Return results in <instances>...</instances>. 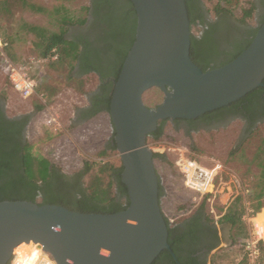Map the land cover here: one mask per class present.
<instances>
[{"label":"water","instance_id":"obj_1","mask_svg":"<svg viewBox=\"0 0 264 264\" xmlns=\"http://www.w3.org/2000/svg\"><path fill=\"white\" fill-rule=\"evenodd\" d=\"M135 40L114 83L109 115L129 205L87 213L28 200L0 201V264L34 242L57 264H153L165 250L177 259L161 207L160 176L148 137L162 120L196 119L264 86V24L230 62L203 71L191 57L186 0H131ZM164 97L148 107L144 95Z\"/></svg>","mask_w":264,"mask_h":264},{"label":"rangeland","instance_id":"obj_2","mask_svg":"<svg viewBox=\"0 0 264 264\" xmlns=\"http://www.w3.org/2000/svg\"><path fill=\"white\" fill-rule=\"evenodd\" d=\"M2 1L5 4L0 11V38L9 45L5 50V57L0 56V98L5 100L9 115L25 111L33 113L27 138L33 152L51 160L68 175L76 173L82 168L84 160H97L98 153L114 135L109 113L102 112L87 122H74L76 109L87 105L88 93L96 91L99 79L94 73L80 74L75 63L64 56L42 66L39 70L42 83L37 95L22 98L7 77L9 65L41 57L35 45L36 37L44 31L59 30L60 17L50 18L49 13L33 12L20 0ZM27 1L49 8L56 3V0ZM201 1L207 6L216 3V0ZM252 1L256 3L257 0ZM90 2L91 0H70L66 3L71 15L78 19L87 16ZM225 14L236 19L234 13ZM258 18L259 13L255 10L251 21L246 25L257 27ZM70 29L67 36L72 39L74 35ZM201 29V26H193L192 33L198 35ZM163 97L161 90L152 88L144 95V102L148 107H153L161 103ZM40 105L42 108L37 109ZM183 128L182 125L176 128L169 120L164 124V131L159 139L148 138L153 151L162 155L155 158V165L162 186L161 200L170 226L174 227L203 205L202 211L209 221L217 223L220 228L224 224L227 228V239L215 252L214 262L227 264L229 259H243L245 264L243 241L249 226L246 223V231L237 234L235 227L223 217L238 195H244L243 202L246 207H251L248 199L257 188H264V177L261 176L263 164L261 165L260 159L253 158L259 145L264 148V121L250 133H243V122L238 119L224 126L190 130L188 133ZM107 150L105 160L120 166L118 152L109 147ZM182 156L191 157L203 166L217 169L213 192L200 194L186 186L177 165ZM116 189L115 186V192ZM37 201H42L41 197L38 196ZM117 201L125 203L126 198L122 197ZM259 218H264V210ZM231 253H237L236 258H232Z\"/></svg>","mask_w":264,"mask_h":264},{"label":"trees","instance_id":"obj_3","mask_svg":"<svg viewBox=\"0 0 264 264\" xmlns=\"http://www.w3.org/2000/svg\"><path fill=\"white\" fill-rule=\"evenodd\" d=\"M25 6L29 7L33 12L49 13L48 17H60L59 23L61 24L60 29L56 31H44L36 37L35 45L38 47L41 56L49 55L53 49H56L61 57H68L73 61L75 66H77L80 74L95 73L100 74L99 79L104 80L107 75L102 73V71L95 65L91 64L87 57V48L89 43L83 39H76L75 37L69 39L67 32L71 26L84 25L88 19V14L90 10H93V14L97 16L98 21L107 23L108 36L112 35L116 38L118 36L117 32H121L124 36V43L120 48L118 53V58L113 69L114 81L111 82V87L106 90L107 92L101 96L97 92H89L90 104L84 107H78L75 111V123L87 122L96 117L102 112L109 113L110 100L113 92L114 83L117 80L119 73L121 71L124 59L131 48L135 40V32L137 25V15L131 0H122V5L117 6L116 0H102L105 1L108 7L105 9L107 17L103 19V13L99 4H90L87 8V16L83 18H75L70 13V8L67 5V1L70 0H56V3L51 7H46L44 5H36L33 1L20 0ZM194 0H186L189 18L191 21V29L193 26L203 27L207 24L206 16L208 14H213L218 16L221 13H234L235 18L242 24H248L257 9V5L252 0H216L212 6L203 5V9H196L193 4ZM4 4L0 0V11L4 9ZM102 6V5H101ZM115 6V7H113ZM104 9V8H102ZM235 9V10H234ZM114 15L115 21L108 19L109 16ZM116 14V15H115ZM107 19V21H106ZM264 24V17L261 23L254 28L252 31V37L243 45L239 46L233 53L231 58L226 62L220 64L222 66L234 58H236L245 48L249 46L252 39L255 37L258 29ZM199 40L197 35L192 33V43H191V57L193 61L203 70L207 71L210 67V59H199L194 57V46ZM160 90L159 88H157ZM150 89L149 91H151ZM264 92V86L258 87L253 91L249 92L247 95L239 99L238 101L231 103L223 108L205 113L204 115L196 119H175L171 122L175 127L181 126L182 123L186 122L190 125L188 130H183L188 133L191 127H196L195 123L198 120L209 121L218 112L227 109L235 108L239 112V106L246 101L251 95ZM94 93V94H93ZM159 104V103H158ZM158 104L154 105L156 107ZM151 107V108H153ZM42 106H37V109H41ZM242 113V112H240ZM242 116H246L243 114ZM169 120H162L159 122L156 131L151 133L148 138L159 139L164 131V124ZM73 126V124H72ZM110 149H115V146L109 147ZM108 153L107 148H103L98 153V159H86L83 161L82 168L76 172L81 181L78 182L69 181L68 175L63 173L60 166L47 159L41 154L32 151V145L29 143L22 150V155L20 157V166L24 174L20 178V182H24L23 187L16 182H10L2 187H0V201L2 200H28L39 204H57L67 207L71 210L87 212V213H115L120 210L125 209L129 205V199L127 194V187L122 182L121 174L123 170L122 164L120 166L113 165L110 161L105 160ZM162 156L161 154L154 152V157L157 158ZM254 159H260L261 165L264 167V148L259 145L254 153ZM190 159H193L190 157ZM195 160V159H193ZM197 161V160H196ZM2 167H0V175L2 173ZM261 176L264 177V168L261 171ZM86 178V180H85ZM116 186V192H115ZM162 194V186L160 182V195ZM41 197L42 201L38 202L37 197ZM126 198V205L120 203L118 197ZM244 195H238L234 203H232L226 210L224 214V220L230 222L233 227H235L237 234L246 231V222L243 220V215L246 212V205L244 201ZM250 206L255 212H260L262 207H264V188L260 187L254 191L253 196L248 199ZM202 208V209H201ZM203 205L197 209L198 218L204 215ZM205 216V215H204ZM258 218V216H257ZM167 223L170 225L168 218L166 217ZM208 220V219H207ZM173 229L170 226V239L169 243L174 252H177V243L179 242L178 237L172 238ZM161 256H167L171 260L173 258L168 250L162 252Z\"/></svg>","mask_w":264,"mask_h":264},{"label":"flooded vegetation","instance_id":"obj_4","mask_svg":"<svg viewBox=\"0 0 264 264\" xmlns=\"http://www.w3.org/2000/svg\"><path fill=\"white\" fill-rule=\"evenodd\" d=\"M104 2L102 0H91L90 2L91 5H94V3L99 4L103 19L107 17L105 9L108 7ZM122 2V0H116L115 5L120 6ZM193 4L196 9H203L200 0H194ZM256 5V10L259 13V25L264 17V0H257ZM108 19L115 21V16L110 14ZM206 21L207 24L202 27L197 35L199 42L194 46V57L210 59V67L219 66L229 60L236 49L252 37V31L256 28L242 24L225 13H221L215 18L207 15ZM107 23L103 24V22L98 21L97 16L93 14L91 9L84 25L72 26L70 29L76 39H83L89 43L87 48L88 60L107 75L104 80H100V74L94 73L99 79V86L95 92L98 91L101 96L107 92L108 87H111V82L114 81L113 69L120 48L124 43V38L127 37V34L124 36L118 31L116 38H110L113 36L107 34ZM88 104H90V95L88 96ZM6 107L5 100L0 98V167L3 168L0 175V187L10 182H16L23 187L27 181L20 182V178L24 174L20 166V157L22 150L29 144L27 139L28 129L33 113L25 111L16 115H9ZM243 114H246L247 117L242 116ZM236 119L243 122V133H250V131L255 130L256 126L264 121V92L251 95L239 106V112L231 107L224 109L209 121L198 120L195 123L196 127H191V130L224 126ZM181 125L186 130L190 128V125L186 122ZM107 144L104 148L115 146L114 135ZM114 150L116 151V147ZM67 179L81 184L76 173L68 175ZM120 198L119 196L118 199ZM124 205H126V202ZM171 228L173 229L172 238H179L176 246L178 253L175 252L177 259L171 253L173 260L167 256H161V253L153 264H208L209 254L220 247L227 231L224 224L220 228L217 223L207 220L204 215L198 218V211L186 217L174 227L171 226ZM221 230L222 234L220 233Z\"/></svg>","mask_w":264,"mask_h":264},{"label":"built area","instance_id":"obj_5","mask_svg":"<svg viewBox=\"0 0 264 264\" xmlns=\"http://www.w3.org/2000/svg\"><path fill=\"white\" fill-rule=\"evenodd\" d=\"M9 43L0 38V56L5 57V50ZM61 59L56 49L47 56L25 61L24 63H10L7 77L12 87L24 99L37 95L38 87L42 83L40 68L48 63ZM185 184L188 188L200 194L213 192L217 176L216 168L201 165L198 161L182 156L177 162ZM258 213L251 207L246 208L243 220L248 224V232L243 241V256L245 264H264V222L257 219ZM37 260V264H57L52 255L32 241L23 242L14 248L7 264H13L18 258Z\"/></svg>","mask_w":264,"mask_h":264},{"label":"crops","instance_id":"obj_6","mask_svg":"<svg viewBox=\"0 0 264 264\" xmlns=\"http://www.w3.org/2000/svg\"><path fill=\"white\" fill-rule=\"evenodd\" d=\"M161 207H162V211H163V213H164V215L168 218V215H167V213L165 212V209H164V207H163V201L161 200ZM263 210H264V207H262V209H261V211L260 212H258V215L257 216H259V214H261L262 212H263ZM258 220H260V221H263L264 222V218L262 219H258ZM220 233L222 234V230L220 231ZM226 236V235H225ZM246 237V236H245ZM244 238V237H243ZM226 237H224L223 239H222V241H221V244H220V247H221V245L223 244V242H225L226 241ZM219 247V248H220ZM218 248V249H219ZM218 249L216 250V251H214L213 253H210L209 254V256H208V264H216L215 262H214V259L216 258V254L217 253H215V252H217L218 251ZM236 255H237V253L234 255V254H232L231 253V257L232 258H236ZM227 264H244V262H243V259L241 260V259H239L238 261H236V259L235 260H231V259H229V262H227Z\"/></svg>","mask_w":264,"mask_h":264},{"label":"clouds","instance_id":"obj_7","mask_svg":"<svg viewBox=\"0 0 264 264\" xmlns=\"http://www.w3.org/2000/svg\"><path fill=\"white\" fill-rule=\"evenodd\" d=\"M13 264H37V260L18 258L14 260Z\"/></svg>","mask_w":264,"mask_h":264},{"label":"bare ground","instance_id":"obj_8","mask_svg":"<svg viewBox=\"0 0 264 264\" xmlns=\"http://www.w3.org/2000/svg\"><path fill=\"white\" fill-rule=\"evenodd\" d=\"M258 219V218H257ZM260 221V220H259Z\"/></svg>","mask_w":264,"mask_h":264}]
</instances>
